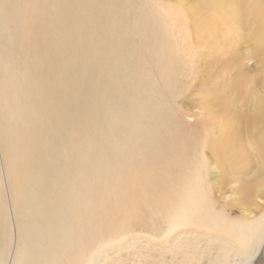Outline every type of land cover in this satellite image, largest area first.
<instances>
[{"label":"bare ground","instance_id":"1","mask_svg":"<svg viewBox=\"0 0 264 264\" xmlns=\"http://www.w3.org/2000/svg\"><path fill=\"white\" fill-rule=\"evenodd\" d=\"M65 1L69 0H0V28L19 33L16 39L25 40L28 52L22 69L4 67L2 79L10 122L7 137L15 167L11 172L15 179L14 206L23 209L26 226L13 239L16 245L8 257L6 247L1 244L0 264H87L95 243L125 227V221L119 220L114 209H122L120 216L126 214L132 207L123 209V206L135 194L133 189L158 182L154 176L157 171L149 173L146 165L158 168L157 158L162 159L166 150L161 136L169 129L166 105L160 101L163 93L160 97V87L152 78L156 71L161 78L167 77L165 66L174 62L173 56L169 59L163 56V48L170 45L167 35L156 31L146 39L147 36L141 38L142 33L138 44L126 48L124 44V47L115 44L116 50L115 31L107 36L104 26H99L100 38L95 39L98 43L84 41L90 45L85 50L89 54L78 55L81 44L78 37L87 32L92 36L93 31L86 26V19L79 20L80 4L74 6L70 1L63 8L61 3ZM105 5L108 10L103 13L113 21L111 0H105ZM50 6L57 10L52 12L53 21L47 26L43 19ZM182 6L189 18L208 10L195 26L201 32L197 44L209 45L211 52L220 55L231 46L233 55L238 57L235 47L248 42V50L262 55L260 67L264 68V0H189L182 2ZM137 27L133 26L132 32H137ZM107 51L115 55L113 62ZM64 53H69L67 62L61 59ZM135 54L136 58L130 60ZM140 57L144 61L145 57L153 60V76L149 61L143 63ZM91 67L99 69L94 77L86 73ZM239 76L243 79L245 75ZM165 83L171 89V83ZM242 83L247 81L235 79L231 83L235 88H230L235 92V119L220 118L213 106L207 113L210 120L235 130V142L220 135L211 146L224 166L226 179L230 177L238 184L235 193L243 200L235 202V211L238 209L245 219L229 221L217 216L208 204L204 206L201 196L194 193L198 185L191 179V173H196L190 168V176L186 173L181 177L183 180L168 183L170 191L157 187V183L153 194H145L162 214L164 227L159 236L161 239L169 236L167 245L157 251L176 254L171 247L180 249L192 243L197 246L202 238L224 241L208 234L220 230L234 243L224 241L230 244L227 247L220 242L224 260L219 264H251L264 253V89L256 86L249 89L247 84L242 87ZM52 88L57 92L50 95ZM242 89L246 90L242 98L246 110L238 105ZM233 103L226 99L221 104L226 111L234 108ZM46 123L50 127L45 129ZM58 131L63 134L60 140ZM49 150L51 155L47 156ZM191 227L204 231L197 236ZM3 241L5 244L6 239ZM133 244L125 247H130L124 251L125 255L122 249L120 256L113 257L109 264H122L131 254L143 255L140 251L132 252ZM229 256L236 261L230 262Z\"/></svg>","mask_w":264,"mask_h":264},{"label":"rangeland","instance_id":"2","mask_svg":"<svg viewBox=\"0 0 264 264\" xmlns=\"http://www.w3.org/2000/svg\"><path fill=\"white\" fill-rule=\"evenodd\" d=\"M57 1L58 0H55V2ZM70 1L74 6L80 4L79 12L81 16H79V20L81 18L83 21L86 19V21H84L86 26L88 25L87 27L90 32L91 30L93 31L92 36L87 32V34L84 33L78 37L81 42L77 49L80 51V53L77 51L78 55H85V53H87L86 51L88 48L86 47L88 45L85 44L86 42L88 44L93 43V41L94 43H98L97 39L100 38L98 32H101V30L99 31V26H104L103 31H105L104 33L107 34V36H109L108 34L111 32H113V35L116 33L117 43H114V45L117 44L122 46L124 44L125 47L122 46L124 48L138 44L139 36H141L140 34L142 33L144 36L141 38L147 36L146 39H150L152 35L151 32L153 33L156 31L160 34L163 33L167 35L170 45H168V48H163V56L166 59L173 56L174 59L171 57V61L173 60L174 62L169 65L171 67L165 66L166 70H164L167 72V77L162 75L164 78H161L159 72L156 71V76L151 78L155 79V84L157 83L156 85L160 87L159 95L161 93L164 94H161L162 97L160 95V101H164L166 105L165 115L169 122V129H167L164 134H161L163 140L166 142V146L163 145L166 150L162 148V151L164 149L162 159L157 158L158 163L155 164L158 165V168H156V166L146 165L148 172L155 173L157 171L154 174L158 179V184L156 183L158 185L157 187L161 186L170 191L171 185L168 183L170 182L173 184L171 182L172 180L173 182L178 179L183 180L181 177L185 176L186 173L190 176V168H192L196 174L191 173V179L198 185L194 193L196 196H201L204 206L208 204V206L211 207V211L217 216L226 218L229 221H234L235 219L244 220L245 217L241 216V212L238 211V209L235 211V202L239 201V199L243 200V197L235 193L234 188H236L238 184H235L230 177L226 179L224 166H222L221 160L214 153L211 146L213 143L217 142L220 135L235 142V130H231L228 125H219L215 120H210L207 110L210 111L213 106V108L216 109L214 112L218 113L217 115H219L220 118L227 116L231 117V120L235 119V92L233 93L232 90H230V88L233 89L235 87L232 86L231 83H235V79L238 81L244 79L247 81L245 84H247L249 89H253V86L259 87L260 90L264 89V68L260 67L262 55L248 50V42H241L235 47L238 57L237 55H233L231 50L233 48H231V46H228L230 49L226 48V53L220 55L211 52L213 50L209 45L203 46L197 44L196 40L200 38L201 32L195 26L200 19L205 17L208 10L203 9L198 14L189 18L186 15L184 6H182V2H189V0H111V11H113L115 15L114 18H112L113 21L111 17L108 18V16L103 13L105 10H108L105 5V0H69L65 1L63 5L61 3V7H68ZM103 5H105V7ZM47 9L48 14L44 15L45 19H43V21L45 20L44 22L48 26L53 21L51 18L52 12H54V10L56 11L57 8L55 9L53 6H50ZM100 22L103 24L101 25ZM135 25L139 26L137 27L138 29L135 28L137 32H132V27ZM111 26H113L114 29H112ZM110 29H112V31ZM245 29L246 28L243 29V32ZM5 30L4 28H0V234H2L0 236H3L0 240V246L2 244L6 247L8 257L11 248L13 249L16 245L13 239H15L16 235L19 236V234L22 233L26 224L24 222L25 216L23 214V209L14 206V189L12 185L13 183L15 184V179L11 176V172L15 167L11 157V143L8 141L7 137V127L10 122L7 118L8 108L5 104L6 96L4 95L2 79L5 72L4 67L8 68L11 66L22 69V66L28 58V52H26L27 47L25 45V40L24 43L20 37H18L19 40L16 39L19 33L15 35L16 33L9 32L8 30L6 32ZM89 36H91V39ZM105 37L104 40H107ZM121 37H123L122 39L124 42L127 40V42L130 41L132 43L126 42L125 44L121 42ZM89 39L91 40L90 43L88 42ZM107 45L108 43L105 47H107ZM117 45H115L116 48ZM67 47L69 50L70 46ZM116 50H118V48ZM107 53L112 58H109V60L113 62V56L115 55L110 51H107ZM171 53L174 54L170 55ZM68 54L69 53H64L61 55V59L64 62H67ZM166 55H168V57ZM64 56L66 58H64ZM132 56L129 57L130 60L131 58L133 60L136 58V54ZM140 59L144 61L142 57H140ZM147 59L145 57L143 63L149 61L150 64H146H149L153 72V60L150 59V57H147ZM109 60H106L107 63ZM233 61L235 63H233ZM133 67V69L136 68L134 65ZM92 69L94 68L91 67L90 69L87 68L88 71L85 70L86 73L89 74V77H94L95 73L99 71L98 68ZM90 70H92V72L89 73ZM167 70L170 72L169 74L171 76L168 74ZM165 71L164 74L166 73ZM239 71L243 72L239 73ZM32 72L33 68H30L29 73L32 74ZM241 74L245 75L243 79L242 76H239ZM153 75L154 72L151 76ZM165 81L171 83V89L165 86ZM245 84L242 83V87H244ZM242 90L241 94H243L239 99L238 105H241L243 108L245 104L242 98L245 96L246 90ZM54 91L57 92V90L52 88L49 94L51 95ZM222 99L224 102H222ZM226 99L234 102L232 104L234 107L233 109L224 111L225 105L221 103H225ZM242 110L246 109L243 108ZM48 123L50 122L48 121ZM48 126L49 124L45 126V129L48 128ZM56 135L57 138H59L63 134L58 131ZM257 136L258 134L254 133V137L257 138ZM51 139L54 140L53 138ZM47 153V156L51 155L50 150L49 152L47 151ZM167 153L168 155H166ZM231 174H234V172ZM156 184L153 185L150 183L143 187H135L133 189V193L135 194H132L129 202L126 201L123 206V209L130 208V205L132 207L129 211H126V214L120 216L122 209H114V211H117V216L120 217L119 220L125 221V227L115 235L101 239L100 242L93 245L89 255V260L92 264H109L113 257L115 258L117 255L120 256L119 254L122 249V255H125L126 252L124 253V251L130 249V247L127 249L125 247L131 245V243H134L133 245L136 247H133L132 252L140 251V253H144L145 255H139L138 257L131 254L128 260H125L122 264H125V262H127L126 264H219L223 262V246L230 247L228 246L230 244L224 243V241L227 240L232 243H234V241L220 230H211L208 234L211 235L212 238L218 237L224 241H211L212 239L210 238L206 240V238L200 236L202 239L197 246L195 243H192L180 249L178 246L171 247L177 252L176 254L172 252L166 253L165 250L157 251V248H162V246L164 247L167 245L169 236L162 239L161 236H159L162 227H164V224H162V214L156 211L154 202L148 201L145 197V194H148V192L150 194L154 193ZM151 191L153 193H151ZM139 192L140 194L136 195V193ZM150 196L151 195H149V198ZM256 200L259 199L256 198ZM206 220L209 221L208 219ZM220 221L221 220H219V223L221 224ZM191 228L193 233L197 236L199 231H204L203 229H197L195 227ZM196 235L192 236L197 240ZM2 239H6L5 244H3L5 241L2 242ZM220 242L223 246H221ZM94 247H97V249L94 250ZM181 249H186V251L180 252L179 250ZM160 251L161 253L163 251L165 253L161 254ZM106 255L108 258L105 257L104 259ZM232 256L234 257V255ZM232 256L228 257L229 261H236ZM90 261H88L87 264H91ZM251 264H264V253L261 252Z\"/></svg>","mask_w":264,"mask_h":264}]
</instances>
